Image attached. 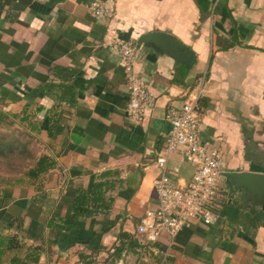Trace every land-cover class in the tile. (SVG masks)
Returning a JSON list of instances; mask_svg holds the SVG:
<instances>
[{"label": "crops", "instance_id": "obj_1", "mask_svg": "<svg viewBox=\"0 0 264 264\" xmlns=\"http://www.w3.org/2000/svg\"><path fill=\"white\" fill-rule=\"evenodd\" d=\"M95 2L110 15L96 17ZM151 32L172 34L191 66L140 43ZM120 39L138 44L134 71L157 97L141 125L125 114ZM201 81L203 141L218 147L225 173L264 175V0H0V108L36 118L37 161L53 163L0 188V264H264V208L232 198L224 177L215 226L193 220L170 249L142 247L137 234L157 204L167 112ZM50 83L66 85L69 100L48 94ZM195 173L180 147L173 183L187 188ZM95 183V214L74 218L78 192Z\"/></svg>", "mask_w": 264, "mask_h": 264}, {"label": "built area", "instance_id": "obj_2", "mask_svg": "<svg viewBox=\"0 0 264 264\" xmlns=\"http://www.w3.org/2000/svg\"><path fill=\"white\" fill-rule=\"evenodd\" d=\"M91 9L98 18L110 15V11L99 2L93 3ZM115 48L119 51L124 66L129 70L126 117L134 124L141 125L156 108L157 97L149 89L146 80L134 71L138 44L120 39ZM199 84L197 90L186 95L180 106L170 108L167 112L166 120L171 130L156 159L157 204L154 208L146 210L137 226L142 247L159 244L170 249L176 237L190 226L193 220H199L206 226H215L218 222L213 202L218 196L227 166L218 147L202 139L204 117L200 102L204 96V82ZM180 147H185L186 160L196 166V173L187 188L175 185L170 176L171 157Z\"/></svg>", "mask_w": 264, "mask_h": 264}, {"label": "rangeland", "instance_id": "obj_3", "mask_svg": "<svg viewBox=\"0 0 264 264\" xmlns=\"http://www.w3.org/2000/svg\"><path fill=\"white\" fill-rule=\"evenodd\" d=\"M17 115V118L10 117L6 125L0 128V141L2 143L4 141L5 144L13 142L15 145L14 148L7 149L6 154L0 155V188L6 186L7 181L11 183L14 180L16 183L23 178L24 174L35 165L41 151L38 136L29 127L30 123L37 122L36 118L26 114L30 119L24 122L23 118L26 115L20 112ZM16 140L18 143L15 142Z\"/></svg>", "mask_w": 264, "mask_h": 264}, {"label": "water", "instance_id": "obj_4", "mask_svg": "<svg viewBox=\"0 0 264 264\" xmlns=\"http://www.w3.org/2000/svg\"><path fill=\"white\" fill-rule=\"evenodd\" d=\"M140 43L172 57L188 68L194 60L193 52L186 51L170 33L151 32L142 36ZM223 177L232 198H237L247 206L264 208V175L250 172H227Z\"/></svg>", "mask_w": 264, "mask_h": 264}, {"label": "trees", "instance_id": "obj_5", "mask_svg": "<svg viewBox=\"0 0 264 264\" xmlns=\"http://www.w3.org/2000/svg\"><path fill=\"white\" fill-rule=\"evenodd\" d=\"M42 88L46 89L47 93L50 94L53 98H55L57 100H60V101H68L69 100L68 95L63 96L65 91L62 93L60 92V91H62V89L65 90L67 88V86L64 84H62L61 86H57V85L50 83V84H46ZM58 92H60L61 94H59ZM66 92H68V91H66ZM10 117L17 118L18 115L7 113V112H5L4 109L0 108V128L2 127V125H6L5 123H7L8 119ZM55 117H56V115L47 114V116L45 118V122L47 123L48 135L50 137H53L54 131H56L55 124H57V119ZM23 121L24 122L29 121V117L28 116L24 117ZM8 123H11V122H8ZM29 127L35 133H40V131H41L40 128L38 127V125H36L35 123H32ZM15 142L18 143L17 140ZM12 147L13 148L15 147L13 142H10V144H5L4 141H3V143H2V141H0V155L6 154L7 153L6 150L7 149L10 150V149H12ZM52 166H53L52 162L48 165V161H47L46 157H41L40 160L37 161L35 163V165L30 170H28V172H26L24 174V176L31 178V179H35L40 174L46 172ZM19 180H17V182H19ZM12 182H14V180ZM7 183L9 184L10 182L7 181ZM100 187H101V184L95 183L93 185L92 190H81L78 192V195L75 199V204H74V214H73L74 218L78 219L80 217L91 216L92 214H95V211H94L95 209L91 203H95L96 201H99L100 198L98 200H96L95 198H92V200H90L89 197L91 195H94V197H97V195H98L97 190Z\"/></svg>", "mask_w": 264, "mask_h": 264}]
</instances>
